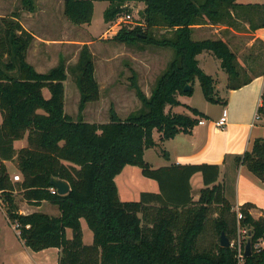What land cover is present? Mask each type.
Here are the masks:
<instances>
[{
	"label": "trees",
	"instance_id": "obj_1",
	"mask_svg": "<svg viewBox=\"0 0 264 264\" xmlns=\"http://www.w3.org/2000/svg\"><path fill=\"white\" fill-rule=\"evenodd\" d=\"M237 0H109L105 21L112 22L129 11L130 2H144L145 24L122 25L112 37L121 43H155L171 47L174 57L146 95L136 81L132 86L142 108L122 119L113 108L108 122L74 119L65 111L67 67L63 60L47 72H40L28 60L35 35L20 20V11L0 17V190L8 208L9 222L19 224V236L34 251L60 250L58 264H264V248L254 243L264 238V216L256 219L252 203L240 206L243 224L253 228L252 254L243 261L232 246L221 245L224 232L231 240L237 233L236 210L219 182L218 164H171L155 167L145 159V151L156 147L154 131L161 141L188 132L199 120L185 113L167 110L181 104L178 95H192L196 80L205 97L219 102L212 75L199 65L197 55L211 51L228 72L229 88L240 75L236 53L222 39L193 38V28L206 22L220 23L231 18ZM34 10L36 0H22ZM94 0H65L64 11L74 24L89 23ZM129 14V13H127ZM172 29L170 38L155 39L153 27ZM81 92L79 108L100 98L95 61L84 44L76 65ZM190 85L189 90H185ZM48 88L50 97L44 95ZM194 115L202 113L191 108ZM258 113L264 118V94ZM28 145L17 148V140ZM168 158V151L163 150ZM16 160L22 179L14 180L6 162ZM264 179V137L257 138L251 150L236 157ZM127 165H136L142 174L159 184V192L143 191L139 200H122L116 183ZM201 173L204 187L194 199L192 177ZM69 182L67 194H53L51 179ZM36 206L49 201L58 207L57 215L42 211L21 213L15 193ZM264 212V210H263ZM213 215H216L212 218ZM93 233L84 241L81 219ZM212 219L219 240L200 247V238ZM67 230L72 231L68 236Z\"/></svg>",
	"mask_w": 264,
	"mask_h": 264
},
{
	"label": "rangeland",
	"instance_id": "obj_2",
	"mask_svg": "<svg viewBox=\"0 0 264 264\" xmlns=\"http://www.w3.org/2000/svg\"><path fill=\"white\" fill-rule=\"evenodd\" d=\"M64 1L36 0L35 9L28 10L23 7L22 0H0V17L10 15L14 10L20 11L22 24L35 35L28 52V60L38 66V71L47 72L63 60L67 67V79L64 82L65 111L69 115L76 120L83 118L88 122L104 123L110 121V110L113 108L122 119H126L142 108V101L138 98L132 82L136 81L143 92L149 96L158 78L166 71L173 59L174 50L171 47L155 43L127 44L112 40L122 25L145 24V17L142 13L145 8L144 2H130L129 11H127L129 14L123 13L121 16L124 18L121 21L118 19L121 17L119 16L112 22H106L104 12L109 5V0H94L91 21L84 24H74L65 14ZM127 15L130 17L126 18ZM150 32L155 39L173 36L172 29L168 27L156 26ZM195 35L197 34L193 30L192 36ZM86 43L94 57L95 75L100 85V98L97 101L87 103L84 110H80L81 92L78 79L81 72L78 73L76 65L81 49ZM219 84L220 82L217 83V86ZM44 95L50 97L48 88L44 89ZM189 103L200 109L206 105L216 109L213 102L205 97L198 80L195 82ZM1 118L0 115V121ZM27 145L26 137L16 141V147L21 148ZM163 150L166 149L164 147L150 148L145 159L148 162H155V157L164 159ZM8 164L14 180L15 175L21 176L16 160L9 161ZM124 174H129L131 181L128 180L130 186H128L126 193L125 190L119 191L121 199L126 194L127 196L130 195L128 200H139L140 198L136 197L137 192L151 190V185H147L145 180L151 181L152 179L144 176L139 166L127 165L116 179L119 181ZM122 182L126 189L124 181ZM120 185L124 189L121 183ZM0 198L4 202L3 197L0 196ZM15 199L21 213H31L38 210L53 215L59 213L58 207L49 201H44L43 206L38 208L36 205L27 202L20 192L15 193ZM7 208L6 202L0 208V264H57V254L53 249L34 252L23 244L15 224L8 220ZM215 216L213 215L212 218ZM261 216H264V212L254 215L256 219ZM84 224L85 237L88 238L90 234L93 238V233L88 224L85 222ZM71 236L72 231L69 230V237ZM218 240L219 235L217 236L211 219L206 231L200 238V247H210L214 241Z\"/></svg>",
	"mask_w": 264,
	"mask_h": 264
},
{
	"label": "crops",
	"instance_id": "obj_3",
	"mask_svg": "<svg viewBox=\"0 0 264 264\" xmlns=\"http://www.w3.org/2000/svg\"><path fill=\"white\" fill-rule=\"evenodd\" d=\"M236 2L239 6L230 10V19L224 23L207 22L209 24L195 25L193 30L197 35L193 38L225 41L236 53L239 62L240 75L235 78L236 83L247 80L249 83L239 88H229L230 76L221 66V60L211 51L198 54L200 67L215 79L216 97L220 99L219 102H213L216 109L209 105L200 109L189 103L192 95L179 94L178 99L181 104L173 107L168 105L166 109L197 117L199 122L188 132H180L165 141H161V133L155 130L154 138L158 143L156 147H164L169 157H164V159L155 157V162L149 161V163L155 167L171 164H218L220 166L218 181L224 184L225 194L230 203L235 209L245 203H252L255 208L251 209V213L256 215L264 210V179L259 178L246 165L238 164L236 157L251 150L257 138L264 137V119H256L264 94V0H237ZM218 82L220 84L217 86ZM191 108L198 109L202 114L194 115ZM225 108L228 111V123L224 128H219L216 126V121L220 119ZM147 151L148 149L145 151L146 158ZM8 163L6 162L12 173ZM129 176V174L122 175L121 182L115 178L119 191L127 192L130 186ZM151 181L145 180L147 185H151V190H140L136 197L140 198L143 191L159 192L158 182ZM120 183L124 189L121 188ZM191 183L194 199L197 200L200 189L205 186L202 174L196 173ZM129 198L130 195L124 194L122 199L128 200ZM42 206L41 204L37 207ZM81 222L83 231H85L84 222H87L83 218ZM67 232L69 236V230ZM92 239L90 234L88 238L84 234L85 242L91 243ZM47 249H53L56 252L58 264L60 250L58 248ZM47 249L33 251L44 252Z\"/></svg>",
	"mask_w": 264,
	"mask_h": 264
},
{
	"label": "built area",
	"instance_id": "obj_4",
	"mask_svg": "<svg viewBox=\"0 0 264 264\" xmlns=\"http://www.w3.org/2000/svg\"><path fill=\"white\" fill-rule=\"evenodd\" d=\"M130 15H127L126 18H129ZM124 17H119L118 19H120V21L123 19ZM119 21V22H120ZM256 119H264L259 113L256 114ZM203 122V121H201ZM228 123V111L225 108L223 110L222 116L220 117L219 120L216 121V126L219 128H224ZM15 180H20L21 176L20 175H15L14 176ZM51 192L53 194L58 193V190L56 187L52 186L51 187ZM2 190H0V196H1ZM2 197V196H1ZM3 200L2 198H0V208L2 207L3 204ZM236 221H237V233L236 236L233 237L230 240V246H232L233 248L236 249L237 251V257L240 260V262L243 261L244 257L246 256L245 252H246V245L248 242H251V237L253 234V228L250 225H244L243 224V219H244V215L240 209V207L236 208ZM19 224L16 223L15 224V228L18 230V233L20 232L19 229ZM254 248L256 249H262L264 248V238H260L258 239L255 243H254Z\"/></svg>",
	"mask_w": 264,
	"mask_h": 264
},
{
	"label": "water",
	"instance_id": "obj_5",
	"mask_svg": "<svg viewBox=\"0 0 264 264\" xmlns=\"http://www.w3.org/2000/svg\"><path fill=\"white\" fill-rule=\"evenodd\" d=\"M191 88L190 85H186L185 90H189ZM51 184L52 186L56 187L58 190L59 194H67L70 190V184L68 181L61 179V178H57V177H53L51 179ZM221 245L225 246V247H229L230 246V239L226 236V234L223 232L222 236H221ZM245 254L247 256L252 254V246H251V242H248L246 245V252Z\"/></svg>",
	"mask_w": 264,
	"mask_h": 264
}]
</instances>
